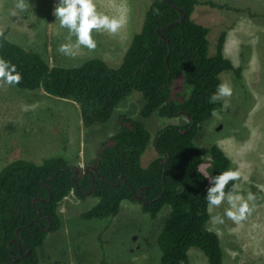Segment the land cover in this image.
Instances as JSON below:
<instances>
[{"label":"trees","instance_id":"1","mask_svg":"<svg viewBox=\"0 0 264 264\" xmlns=\"http://www.w3.org/2000/svg\"><path fill=\"white\" fill-rule=\"evenodd\" d=\"M169 1L153 0L142 29L133 36L117 68L97 57L74 67L51 66L38 52L10 41L6 33H0V57L15 64L21 73L20 82L14 84L17 88L42 89L49 95L77 102L83 124L88 128L107 123L119 104L133 92H139L144 99L143 119L154 114L186 116L188 124L168 125L158 132L154 147L159 156L144 168L142 157L151 144V133L141 120L121 115L120 130L101 146L92 163L97 170L92 195L98 202L79 218L83 221L113 218L124 201L137 202L133 190L143 189L148 198L142 200L143 211L151 218H156L164 206L171 207L157 236L162 253L160 264H190L191 248L201 250L209 264H224L220 237L208 227L211 215L205 197L212 186L210 178L231 168L232 162L218 145L203 151L195 140L200 126L222 111L221 98L210 101L222 83L221 74L233 73L238 88L247 90L244 68L236 67L225 56V31L220 35L215 54H210V29L192 18L197 0ZM175 5L185 16L165 30L180 18ZM181 76L183 87L178 100L171 93ZM204 153L211 157L208 175L201 170ZM75 172L63 156L45 158L41 163L19 158L2 168L0 264H40L39 249L49 234L63 227L61 203L71 193L84 199L92 188V176L87 170L75 175L78 185L73 178ZM232 183L229 181V185ZM50 222L52 226L46 231ZM17 257L19 260L15 261Z\"/></svg>","mask_w":264,"mask_h":264},{"label":"rangeland","instance_id":"2","mask_svg":"<svg viewBox=\"0 0 264 264\" xmlns=\"http://www.w3.org/2000/svg\"><path fill=\"white\" fill-rule=\"evenodd\" d=\"M197 1L192 18L210 29V54H215L220 35L227 32L224 54L236 67L244 68L247 90L238 88L233 73L221 74L222 82L231 86L232 95L221 97L222 111L200 126L195 142L203 151L211 145L222 148L232 162L231 168L241 172L236 191L245 199L248 193L253 194L248 201L251 211L239 221L224 215L229 207L226 201L209 207L208 227L220 237L224 264H264V0ZM58 2L26 0V7L20 10L17 0H0V33L38 52L51 66L74 67L97 57L117 68L133 36L142 29L153 0H93L98 12L123 16L124 23L114 33L94 29L96 47H73L74 54L59 51L62 43L74 46L75 36L59 26L53 12ZM182 87L181 76L174 83L172 98L181 99ZM143 106L142 95L133 92L107 123L88 128L77 102L42 89L21 90L0 80V172L19 158L41 163L55 156L65 157L83 172L92 166L101 146L120 130L121 115L141 120L151 133V144L142 157V166L147 168L159 156L154 147L158 132L168 125H186L189 119L182 114H154L143 119ZM203 158L201 170L208 175L211 157L204 153ZM97 202L92 193L84 199L74 193L65 198L60 205L63 227L49 234L39 249L40 264H160L157 236L169 217L170 206L151 218L143 211L142 201H124L113 218L81 220L79 215ZM188 254L190 264H209L197 248H191Z\"/></svg>","mask_w":264,"mask_h":264},{"label":"clouds","instance_id":"3","mask_svg":"<svg viewBox=\"0 0 264 264\" xmlns=\"http://www.w3.org/2000/svg\"><path fill=\"white\" fill-rule=\"evenodd\" d=\"M26 7V0H17L16 8L23 10ZM54 15L61 28H67L69 35L75 36V45L62 43L59 51L65 54L71 52L73 47L81 45L89 49L96 47L93 39V30L106 29L109 32H116L124 23V17H110L98 12L93 0H59L54 7ZM0 78L6 84H18L21 80V73L16 70V65L3 57H0ZM232 95V88L227 82H222L217 86L216 92L210 97L211 102L219 100L221 97ZM227 101H225V104ZM241 176L239 169L228 168L218 175L210 178L212 186L207 190L205 197L209 207L218 206L226 201L229 207L225 209L224 215L234 220H241L246 213L251 211L248 201L253 199V194L248 193L245 199L238 191H235L237 184L235 181ZM207 178V177H206ZM229 181H233L229 185ZM226 185L228 190L225 191ZM214 219H221L214 217Z\"/></svg>","mask_w":264,"mask_h":264},{"label":"water","instance_id":"4","mask_svg":"<svg viewBox=\"0 0 264 264\" xmlns=\"http://www.w3.org/2000/svg\"><path fill=\"white\" fill-rule=\"evenodd\" d=\"M167 2H169V3H171L169 0H166ZM175 7L177 8V9H179L180 10V18L177 20V21H175V22H173V23H171L170 25H168L166 28H165V30H167L168 28H171L174 24H176V23H178V22H180L183 18H184V12L178 7V6H176L175 5ZM160 34H161V37L166 41V42H168V38L164 35V34H162V30L161 29H159V31H158ZM75 169H76V172L73 174V178H74V181H75V183L77 184V182H76V180H75V175L77 174V173H79V171H80V169L78 168V167H74ZM86 170H87V172L92 176V188L90 189V191H88V193H86L85 195L86 196H89L91 193H92V191H93V185H94V183H95V180H96V167H94V166H87V168H86ZM57 174V173H56ZM53 177H51L50 178V180L52 179ZM120 184V179H119V182H118V184L116 185V186H118ZM78 185V184H77ZM133 190V189H132ZM142 191H143V189H140L138 192H136L135 190H133V193H134V195L136 196V199H137V201H142V200H145V201H148V198H147V196H144L143 195V193H142ZM51 198V191H50V195H49V199ZM36 200L37 199H35L33 202L35 203L36 202ZM39 211V210H38ZM39 214L42 216V213H41V211H39ZM37 222H40V219H37L36 220ZM51 226H52V222H50V226L46 229V231H49L50 230V228H51ZM18 231L19 230H17V234H18ZM28 252H30V251H28ZM21 254H22V252H21ZM17 260H19V257H17L16 259H15V261H17Z\"/></svg>","mask_w":264,"mask_h":264},{"label":"crops","instance_id":"5","mask_svg":"<svg viewBox=\"0 0 264 264\" xmlns=\"http://www.w3.org/2000/svg\"><path fill=\"white\" fill-rule=\"evenodd\" d=\"M225 50V49H224ZM225 53H226V50H225Z\"/></svg>","mask_w":264,"mask_h":264},{"label":"bare ground","instance_id":"6","mask_svg":"<svg viewBox=\"0 0 264 264\" xmlns=\"http://www.w3.org/2000/svg\"><path fill=\"white\" fill-rule=\"evenodd\" d=\"M20 33V32H19Z\"/></svg>","mask_w":264,"mask_h":264},{"label":"flooded vegetation","instance_id":"7","mask_svg":"<svg viewBox=\"0 0 264 264\" xmlns=\"http://www.w3.org/2000/svg\"><path fill=\"white\" fill-rule=\"evenodd\" d=\"M179 115V114H178Z\"/></svg>","mask_w":264,"mask_h":264}]
</instances>
